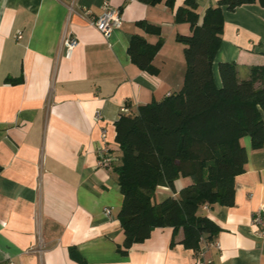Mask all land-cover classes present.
<instances>
[{
  "label": "crops",
  "instance_id": "1",
  "mask_svg": "<svg viewBox=\"0 0 264 264\" xmlns=\"http://www.w3.org/2000/svg\"><path fill=\"white\" fill-rule=\"evenodd\" d=\"M104 1L0 0V264H264V238L252 225L264 206V149L254 150L249 136L242 139L248 162L236 177L234 205L200 210L221 228L213 240L193 250L181 242L182 229L173 242V227H157L123 253L116 122L124 103L135 113L182 89L187 62L177 35L190 33L191 25L176 21L183 0L174 8L165 1L108 0L122 9L123 23L105 36L91 25ZM219 1H198L200 22ZM224 15L218 86L221 62H236L241 79L264 65V6ZM144 20L161 33L141 26ZM66 33L79 40L70 57L62 51ZM134 34L153 44L163 38L153 59L157 73L132 62ZM104 145L117 158L111 168L98 165ZM190 183L178 178L176 190ZM157 194L175 193L162 186Z\"/></svg>",
  "mask_w": 264,
  "mask_h": 264
},
{
  "label": "trees",
  "instance_id": "2",
  "mask_svg": "<svg viewBox=\"0 0 264 264\" xmlns=\"http://www.w3.org/2000/svg\"><path fill=\"white\" fill-rule=\"evenodd\" d=\"M142 1H165L172 8L177 3ZM198 1L183 0L176 8V21L191 25L190 33L177 35L187 62L182 89L140 106L135 113L122 112L116 122L121 162L114 170L125 196L119 213L125 254L150 238L157 227H173V242L182 229L181 242L193 250L201 248L203 239L213 240L221 228L201 214V208L205 204L234 205L236 177L246 171L248 162L243 137L252 139L254 150L264 149V65H253L250 77L241 79L236 62H221V86L214 74L225 10L251 3L264 6V0H220L209 6L202 22ZM139 24L151 33H161L145 20ZM162 44L163 38L153 44L134 34L128 49L132 62L157 73L153 59ZM181 177L191 183L177 191ZM162 186L175 194L159 199Z\"/></svg>",
  "mask_w": 264,
  "mask_h": 264
},
{
  "label": "built area",
  "instance_id": "3",
  "mask_svg": "<svg viewBox=\"0 0 264 264\" xmlns=\"http://www.w3.org/2000/svg\"><path fill=\"white\" fill-rule=\"evenodd\" d=\"M102 14L99 16L93 17L91 20V25L100 30L105 36H109L113 30L119 29L122 27L123 17H122V9L120 7L113 6L110 1H104L102 5ZM19 38L22 37V33L19 34ZM62 51L65 57L72 56L74 49L79 45V40L71 34H65L62 39ZM130 112V107L127 103H124L121 108V113ZM101 113L97 112L95 118L101 119ZM103 140L107 138V131L102 130ZM117 158L113 155L108 146L104 145L100 148L99 151V160L98 165L106 168H111L113 162ZM106 214H111L112 209L106 207ZM252 225L256 230H254V234L256 236H260L264 238V206L257 209V211L252 215ZM220 248L221 244H218Z\"/></svg>",
  "mask_w": 264,
  "mask_h": 264
}]
</instances>
